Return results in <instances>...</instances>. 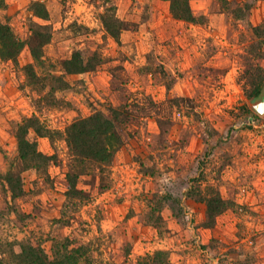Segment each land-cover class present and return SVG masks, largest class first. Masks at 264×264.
Here are the masks:
<instances>
[{"label":"rangeland","instance_id":"obj_1","mask_svg":"<svg viewBox=\"0 0 264 264\" xmlns=\"http://www.w3.org/2000/svg\"><path fill=\"white\" fill-rule=\"evenodd\" d=\"M32 1L0 0V21L20 38H29L31 21L51 32L41 62L28 46L16 63L0 61V175L11 164L23 187L13 199L0 180V257L13 258L27 237L55 249L67 236L69 248L90 256L82 264H136L159 249L172 264H264V114L250 107L264 77V0H190L204 17L198 23L173 18L168 0H39L48 20L33 15ZM74 50L96 66L65 75L70 87L54 100L47 86L27 81L24 64L34 63L46 84ZM108 105L128 114L129 135L109 186L84 175V201L67 200L62 132ZM30 116L58 131L52 140L28 133L58 156L49 177L16 159L17 125ZM212 189L230 204L210 220L203 196Z\"/></svg>","mask_w":264,"mask_h":264},{"label":"trees","instance_id":"obj_2","mask_svg":"<svg viewBox=\"0 0 264 264\" xmlns=\"http://www.w3.org/2000/svg\"><path fill=\"white\" fill-rule=\"evenodd\" d=\"M168 1L170 14L173 18L192 23L203 22V15H195L192 11L190 0ZM1 2L4 6L5 3ZM30 7L35 17L42 20L49 19V12L43 2L39 0L32 1ZM249 7L250 4L245 3V9ZM239 10L243 11L242 8ZM243 14L245 15V11L240 13L241 16ZM31 23L29 38L22 39L14 32L7 18L0 21V61H13L16 63L20 52L25 46L29 47L31 56L35 61H42L44 56L43 46L50 41L51 32L46 25L37 24L33 21ZM103 23L109 28L110 33L117 38V28L109 27L105 17H103ZM249 26L257 33L262 28L261 25ZM258 43L260 45L259 58L263 59L264 38ZM59 64L61 73L57 75L47 74L46 84L45 81H42V76L38 75L34 63L24 64L23 70L27 81L32 86H38V83L41 82L42 87L40 86L39 91L47 86L48 91L46 94L52 96L53 99L55 92L70 87L65 75L83 73L92 70L96 66V63H92L89 58L85 59L79 50H74L68 58L63 59ZM257 68L259 71L261 70L260 66ZM259 78L260 83L258 81L259 84L257 85L250 77L252 84L257 85V88L252 91V99L257 97L262 90L264 77L259 76ZM122 109V107L108 105L105 110H97L88 116L74 118L65 126L62 136L69 154L68 163L66 164L68 188L65 195L67 200L76 198L79 201H84L87 194L82 188L78 187V182L84 175L97 180L101 189L109 186L108 182L111 181L109 179L110 167L119 151L125 146V139L128 135V131L124 128L128 114ZM30 132H34L37 136L49 137L52 140L55 138V134H58V131L40 123L36 116L25 117L17 125V161L21 162L23 169H35L37 172L44 173L49 177V174H47L48 165L51 162H57L58 156L55 152L47 154L41 151L38 148L37 139L29 138L28 133ZM0 180L7 194L10 193L13 199L22 193V176L12 169L11 164L7 171L0 175ZM203 198L207 204L206 212L210 220H213L217 214L227 209L230 204L221 197L218 191L213 189L210 194H204ZM178 200V198L174 199L175 204ZM178 208L181 207L172 204L173 210ZM63 240L65 241L61 240L62 242H59L55 249H48L44 245V240L27 237L19 243V251H11V253L13 252L11 254L13 258L7 257L4 259L0 257V264H13L14 261V264H82L83 260L91 262L90 256L81 251L83 250L82 246L69 248L71 240L67 236ZM8 259L12 261L10 262ZM105 264L118 263L109 262ZM136 264H172V262L167 251L159 249L140 256Z\"/></svg>","mask_w":264,"mask_h":264},{"label":"water","instance_id":"obj_3","mask_svg":"<svg viewBox=\"0 0 264 264\" xmlns=\"http://www.w3.org/2000/svg\"><path fill=\"white\" fill-rule=\"evenodd\" d=\"M250 107L257 114H264V89H262L260 94L251 101Z\"/></svg>","mask_w":264,"mask_h":264},{"label":"crops","instance_id":"obj_4","mask_svg":"<svg viewBox=\"0 0 264 264\" xmlns=\"http://www.w3.org/2000/svg\"><path fill=\"white\" fill-rule=\"evenodd\" d=\"M250 20H251V23H250L251 25H257L260 20L259 15H257L256 13H253Z\"/></svg>","mask_w":264,"mask_h":264}]
</instances>
